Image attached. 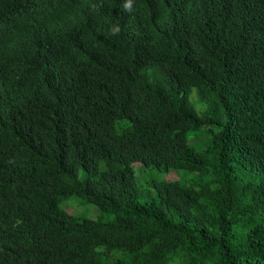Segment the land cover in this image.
<instances>
[{
  "label": "trees",
  "instance_id": "trees-1",
  "mask_svg": "<svg viewBox=\"0 0 264 264\" xmlns=\"http://www.w3.org/2000/svg\"><path fill=\"white\" fill-rule=\"evenodd\" d=\"M0 264H264V0H0Z\"/></svg>",
  "mask_w": 264,
  "mask_h": 264
},
{
  "label": "rangeland",
  "instance_id": "rangeland-1",
  "mask_svg": "<svg viewBox=\"0 0 264 264\" xmlns=\"http://www.w3.org/2000/svg\"><path fill=\"white\" fill-rule=\"evenodd\" d=\"M189 100L196 109L197 112H202L203 107L201 104H199L197 96L195 91L193 90L192 93L189 96ZM135 172L139 176V183L143 184L147 181H150L152 179L154 180H178V179H188L187 174H182L183 172H176V171H170V172H160L155 169H148L145 167H142L139 163L134 164ZM62 208H64L67 212L74 214L75 216H84V217H93L95 218L97 216V211L94 205L86 204L81 199L70 196L67 199L63 200L61 203ZM237 208L239 211H241L242 216L244 219L257 222L259 220V216L257 212L255 211L252 203L248 199L247 196L241 195L238 196V203ZM104 220H112L114 217L111 214H107L103 216Z\"/></svg>",
  "mask_w": 264,
  "mask_h": 264
},
{
  "label": "clouds",
  "instance_id": "clouds-1",
  "mask_svg": "<svg viewBox=\"0 0 264 264\" xmlns=\"http://www.w3.org/2000/svg\"><path fill=\"white\" fill-rule=\"evenodd\" d=\"M126 7H128V6L126 5Z\"/></svg>",
  "mask_w": 264,
  "mask_h": 264
}]
</instances>
